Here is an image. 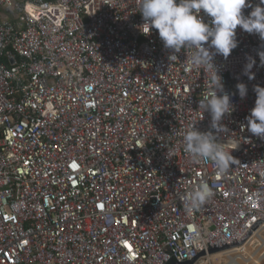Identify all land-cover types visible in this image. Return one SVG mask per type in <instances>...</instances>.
Masks as SVG:
<instances>
[{
  "label": "built area",
  "instance_id": "2783aa9c",
  "mask_svg": "<svg viewBox=\"0 0 264 264\" xmlns=\"http://www.w3.org/2000/svg\"><path fill=\"white\" fill-rule=\"evenodd\" d=\"M263 219L264 0H0V264L182 263Z\"/></svg>",
  "mask_w": 264,
  "mask_h": 264
},
{
  "label": "rangeland",
  "instance_id": "374dc122",
  "mask_svg": "<svg viewBox=\"0 0 264 264\" xmlns=\"http://www.w3.org/2000/svg\"><path fill=\"white\" fill-rule=\"evenodd\" d=\"M245 254L237 255L235 252L230 254L219 253L216 255L217 260L213 264H264V229L261 227L260 231H255L244 247Z\"/></svg>",
  "mask_w": 264,
  "mask_h": 264
},
{
  "label": "water",
  "instance_id": "95a60500",
  "mask_svg": "<svg viewBox=\"0 0 264 264\" xmlns=\"http://www.w3.org/2000/svg\"><path fill=\"white\" fill-rule=\"evenodd\" d=\"M263 223L264 224V219L263 220H258L256 221L249 229H248V232H247V235L245 236V238L243 239L242 242H240L239 244L236 243V244H232L230 246H226V245H223L221 248H216L214 247V249H210V247L208 246L207 249H204L203 251H201L199 254H197L193 259H191V261H186V262H182V263H177L175 258L174 257H171L167 262L166 264H193V262L198 258V257H201V256H204V255H208V254H214L216 252H219V251H222V250H226V249H230V248H233V247H237V246H240L249 236L250 234L261 224ZM236 242V241H235Z\"/></svg>",
  "mask_w": 264,
  "mask_h": 264
},
{
  "label": "bare ground",
  "instance_id": "6f19581e",
  "mask_svg": "<svg viewBox=\"0 0 264 264\" xmlns=\"http://www.w3.org/2000/svg\"><path fill=\"white\" fill-rule=\"evenodd\" d=\"M254 233V232H253Z\"/></svg>",
  "mask_w": 264,
  "mask_h": 264
}]
</instances>
